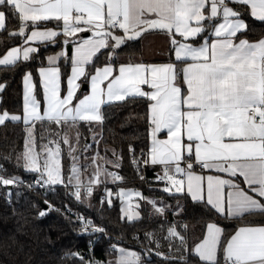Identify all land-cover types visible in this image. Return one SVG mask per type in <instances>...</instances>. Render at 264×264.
Here are the masks:
<instances>
[{"label":"snow or ice","instance_id":"6c2138e0","mask_svg":"<svg viewBox=\"0 0 264 264\" xmlns=\"http://www.w3.org/2000/svg\"><path fill=\"white\" fill-rule=\"evenodd\" d=\"M250 20L264 25V0H0V100L9 75L20 77L22 99V114L4 108L0 126L23 125V150L9 145L4 159L14 155V167L33 177L28 186L43 190L47 207L32 205L37 218L60 211L48 199L49 191L60 190L53 186L63 185L66 198L83 203L99 176L120 178L106 167L123 160V151L113 147L112 158L107 148L103 156H91L97 167L87 184L82 181L77 122L93 132L94 124L103 127L105 101L144 105L145 143L139 158L136 145H129V153L137 167L143 162L145 171L151 167L155 173L158 184L148 181L149 188L162 195L145 200L149 218H159L161 230L167 225L163 239L169 253L158 250L154 232H146L144 253L113 245L106 254L114 258L99 261L89 242L88 256L69 251L61 259L142 264L141 255L155 252L166 264H188L189 255L199 264H264V220L245 222L264 217V32L249 39ZM156 36L164 47L153 53L165 59L146 61L143 50ZM138 50L141 58L134 60ZM37 124L54 138L45 142L42 135L38 143ZM100 142L94 134L93 143ZM61 143L71 160L67 170ZM90 149L85 142L82 151ZM22 183L18 174L0 167V185ZM189 200L208 217L191 246L181 204ZM107 203L111 206V199ZM125 215L128 222L140 218L139 212ZM76 219L81 232L107 234L90 219ZM222 220L236 224L230 233L231 225ZM173 249L180 255L171 256Z\"/></svg>","mask_w":264,"mask_h":264},{"label":"trees","instance_id":"16d2710c","mask_svg":"<svg viewBox=\"0 0 264 264\" xmlns=\"http://www.w3.org/2000/svg\"><path fill=\"white\" fill-rule=\"evenodd\" d=\"M249 23L251 30L248 37L255 40L261 32H264V25L251 20ZM41 52L46 54L44 48L41 49ZM135 54H140V51L138 50ZM103 60V56L99 57V62H103ZM3 75L4 73L0 72V78ZM8 84V89L2 94V100H0V110L7 108L10 113L22 114L20 77L9 75ZM101 110L105 117L102 129L99 124H94V130L90 132L82 122H77L81 137L75 155L79 159L80 165L84 166L81 169L83 175L92 176L93 173L90 170L97 165L91 162V156L96 155L97 152L103 156L107 148V155L112 158L111 149L113 147L117 153L122 150L123 160L120 166L113 167L110 164L106 166L108 171L120 177V181H109L107 177L105 179L101 176L98 187L83 203H78L75 198H66L63 185L54 186V188L60 189L59 192L49 191L47 195L51 204L60 211H50L44 218H37L32 207L34 203L46 206L43 204V190L24 185V183H32L33 177L25 173L22 168L14 167L16 163L14 155L10 161L4 159V153L9 151V145L20 151L23 150V125L22 123H8L0 126V167L7 173L18 174L24 181V183L10 186V188L0 185V264H73L71 259H61V257L69 251L88 256L89 242L92 243V253H94L95 259L108 261L114 257L107 255L106 251L113 245L116 248L122 247L133 252L144 253L148 248L146 232H154L155 237L160 239L161 243L158 250L169 253L168 242L163 239V236L166 235L167 225L163 226V230H161V225L158 223L159 218H149L148 213L151 206L145 200V198H153L158 201L162 195L149 188L148 181H151L153 185L158 184L154 179L155 173L151 167L147 171H145V166L141 168V165H144L143 162L139 163V167L133 166L129 153V145H136V155L139 158L140 148L145 143V126L142 120L144 105L137 100H129L127 103L116 102L104 105ZM94 134L96 139L101 141L98 145L93 143V139L91 140ZM42 135L46 138L45 142L54 138L53 131L37 124L36 139L38 143ZM85 142L91 145L88 153H82ZM61 147L62 167L67 170L71 160L65 145L61 143ZM86 156L87 159H85ZM101 166L104 167L103 162H101ZM142 176H146L147 181L142 179ZM119 189H134L141 193L138 208L139 219L128 222L127 219L121 218V203L115 197V193ZM105 191H110L111 197H107ZM102 196L106 197L103 205L100 203ZM107 199H111V206L107 203ZM166 203H171L174 206L177 202L166 200ZM181 204L184 205L182 216L184 223L188 225L187 237L188 244L191 246L193 240L200 235L201 226L208 222V217L202 213L198 205H194L190 200L181 201ZM68 211H71L74 216L84 215L97 226L102 225L107 230V234L94 233L82 238L78 234V224L73 216L68 215ZM168 219L171 220L172 216H169ZM260 220H264V217L256 215L245 218V222ZM219 223L225 226L231 225L228 227L229 233L232 231V227L236 226L234 222L227 220L219 221ZM181 231H183V225ZM155 247L153 244L152 248ZM179 255L180 253H177L175 249L172 250L171 256ZM187 259L188 264H199L194 256L189 255ZM141 261L142 264H166L155 252H152L150 257L141 255Z\"/></svg>","mask_w":264,"mask_h":264},{"label":"rangeland","instance_id":"374dc122","mask_svg":"<svg viewBox=\"0 0 264 264\" xmlns=\"http://www.w3.org/2000/svg\"><path fill=\"white\" fill-rule=\"evenodd\" d=\"M82 89H83V88H82ZM92 139H93V138L91 137V140H92ZM91 140H90V141H91ZM87 142L89 143V140H88ZM65 148H66V151H67V153H68V148H67L66 145H65ZM82 153H84V151H82ZM76 163H77L78 165H80V162H79V159H78V158H77ZM96 167H97V166L93 167V169L90 170V171H92V173H94ZM92 176H93V175H92ZM92 176H87V175L84 176L83 173L81 172V179H82V181H83L85 184L88 183L89 178L92 177ZM101 176H103L105 179H106V177H107V176H105V175H101ZM101 176H99V178H100ZM107 179H108L109 181H118V180H112V179L109 178V177H107ZM53 187H54V186H53ZM121 192L124 193V199H123V201H122L121 198H120V194H121ZM136 193H140V192L137 191V190H134V189H119V190H117V192L115 193V197H117V198L119 199L120 203H121L120 210H121L122 208L124 209V213H122V211H121V215H123L125 219H127L125 213H127L128 211H131V212H133V213H135V212H139V211H138V208H139V207H137V206L139 205V201H140V199H141V193H140V195H136ZM105 194H106V196H107V191H105ZM135 220H137V219H134V221H135ZM126 250H127V249H126ZM128 251H130V250H128Z\"/></svg>","mask_w":264,"mask_h":264},{"label":"crops","instance_id":"0c3cea01","mask_svg":"<svg viewBox=\"0 0 264 264\" xmlns=\"http://www.w3.org/2000/svg\"><path fill=\"white\" fill-rule=\"evenodd\" d=\"M162 47H164L162 38H160L159 36L152 37L150 45L143 50V59L146 60V61H149V60L161 61V60L165 59V57H162V56H160L158 54L154 55V53H153V49H160ZM140 58H141V54H135L133 56L134 60H139ZM121 59H127V57L126 56H122ZM84 90H86V88L81 89V91H84ZM116 102H118V101H113V102L105 101V103L102 105V107L104 105L111 104V103H116ZM161 138H166V136L161 137Z\"/></svg>","mask_w":264,"mask_h":264},{"label":"built area","instance_id":"2783aa9c","mask_svg":"<svg viewBox=\"0 0 264 264\" xmlns=\"http://www.w3.org/2000/svg\"><path fill=\"white\" fill-rule=\"evenodd\" d=\"M132 165H133V166H137V165H136L135 163H133V162H132ZM143 167H144V165H141V168H143ZM114 175H115V174H114ZM116 176H117V175H116ZM116 180L120 181V178H119V179H116ZM24 185H25L26 187H29V186H28V185H29L28 183H24ZM92 187H93V189H95V188L98 187V185H93ZM29 188H30V187H29ZM31 188L38 189V188L35 187V186H34V187H31ZM41 190H42V189H41ZM103 197H105V196H103ZM68 215L74 217V220H75L76 223L78 224V234H79L82 238L94 234V233H91V229H89L88 233L81 232V231L79 230V225H80L81 221H77V219H76V216H77V215L74 216L73 213H72L71 211H68ZM81 216H83L85 219H88V218L85 217L84 215H81ZM89 233H91V234H89Z\"/></svg>","mask_w":264,"mask_h":264},{"label":"water","instance_id":"95a60500","mask_svg":"<svg viewBox=\"0 0 264 264\" xmlns=\"http://www.w3.org/2000/svg\"><path fill=\"white\" fill-rule=\"evenodd\" d=\"M86 88V87H85ZM84 89V88H83ZM44 207H47V206H44Z\"/></svg>","mask_w":264,"mask_h":264}]
</instances>
